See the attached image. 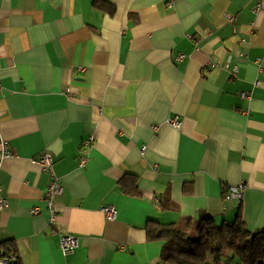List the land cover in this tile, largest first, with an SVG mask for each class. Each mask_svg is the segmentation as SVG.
<instances>
[{"label":"crops","instance_id":"1","mask_svg":"<svg viewBox=\"0 0 264 264\" xmlns=\"http://www.w3.org/2000/svg\"><path fill=\"white\" fill-rule=\"evenodd\" d=\"M0 83V250L19 264H162L149 221L264 230V0H0Z\"/></svg>","mask_w":264,"mask_h":264},{"label":"trees","instance_id":"2","mask_svg":"<svg viewBox=\"0 0 264 264\" xmlns=\"http://www.w3.org/2000/svg\"><path fill=\"white\" fill-rule=\"evenodd\" d=\"M191 227V220L170 225L148 222L150 239L168 241L162 264H264V230L251 232L240 218L218 226L206 215L193 232ZM10 252L16 253L11 248L0 250L1 255ZM19 260L18 256L13 264H19Z\"/></svg>","mask_w":264,"mask_h":264},{"label":"built area","instance_id":"3","mask_svg":"<svg viewBox=\"0 0 264 264\" xmlns=\"http://www.w3.org/2000/svg\"><path fill=\"white\" fill-rule=\"evenodd\" d=\"M228 21L233 22L234 17L228 16ZM183 56H179L177 58L178 61L182 60ZM217 67H221L225 70H229L231 73L232 79H235L238 76L239 68L230 67L229 64L223 63L218 64ZM0 83V89H1ZM242 98L250 99L251 93L243 92L241 93ZM171 124L175 127H180V122L176 118L172 120ZM14 155L13 150L8 142L1 140L0 141V169L2 167L3 160L12 158ZM37 164L40 166L43 172L47 173L50 176V184L47 188L45 193V200L47 203V210L49 212V225L55 227L57 224L58 218V199L63 193V188L61 185L60 178L57 176L55 172V160L53 156L49 153L42 154L38 160L36 161ZM88 162V157L82 156L80 158L79 166L80 168H85ZM246 189L245 184H240L239 186L230 187L226 199L236 200L238 204L242 203L243 194ZM8 207V200L7 198L3 197L2 190L0 188V211L4 210ZM103 213L106 215L108 221H112L116 218L117 210L113 206H105L102 208ZM33 214H39V209H34L32 211ZM78 246L77 239L70 235V234H61L60 236V247L62 252L65 255L72 254ZM17 254L10 252L7 255L0 254V264H13L17 259Z\"/></svg>","mask_w":264,"mask_h":264}]
</instances>
